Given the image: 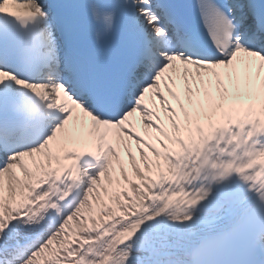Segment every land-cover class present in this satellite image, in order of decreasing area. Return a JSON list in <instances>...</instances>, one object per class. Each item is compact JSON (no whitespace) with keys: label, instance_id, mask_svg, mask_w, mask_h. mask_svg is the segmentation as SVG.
<instances>
[{"label":"snow or ice","instance_id":"6c2138e0","mask_svg":"<svg viewBox=\"0 0 264 264\" xmlns=\"http://www.w3.org/2000/svg\"><path fill=\"white\" fill-rule=\"evenodd\" d=\"M0 264H264V0H0Z\"/></svg>","mask_w":264,"mask_h":264},{"label":"bare ground","instance_id":"6f19581e","mask_svg":"<svg viewBox=\"0 0 264 264\" xmlns=\"http://www.w3.org/2000/svg\"><path fill=\"white\" fill-rule=\"evenodd\" d=\"M12 10H15L14 6H13ZM172 75H173L174 79L176 80V86H175L176 90L183 97L184 93H183V79H182V76L178 72L177 73H173ZM162 84H163V81H162ZM148 100H150V96L146 97V101H148ZM174 103H175V101H174ZM73 115L74 116L80 115L81 118L83 120H85V121H88L90 119V118H87L86 115H83L78 108L74 109ZM161 116L164 119L165 126L169 127V129H170V124L167 121V118L164 117V114L162 112H161ZM130 120L134 121L137 129L140 130L141 133L143 134V132H144L143 124L141 123V121L139 119V115L138 114H134L133 117H130ZM75 123L78 124L79 122L77 121ZM71 126H72V124L70 123V127ZM108 135L110 136V138H112L113 135H114V130L110 131ZM166 142L168 143L170 148L174 146V144L171 141H166ZM157 145L162 148V146L159 145L158 142H157ZM132 147H133V150L137 154V159L139 160V151H138V149H136V145H135L134 141L132 142ZM119 148H120V151H121V159H123L124 162H125L126 170L129 172L130 176H134V170L131 167V163H130L129 158L127 156L126 149L124 148V146L122 144L119 145ZM162 150H163V148H162ZM149 155L153 159V161H155L156 158L154 157V155L151 152L149 153ZM38 159H45V158L38 156ZM69 160H71V159H62L61 163L65 164V162H67ZM155 171H156V168H155V164H154L153 172H155ZM17 172L21 176V178H23L22 171L20 169H17ZM111 176H112V182L111 183H109V180H108L107 176L105 177V180H104L105 186H107L110 189V191L114 190L116 188L122 187L124 185L123 173H122V171H121V169L119 167V164H117L115 162H114L113 167L111 169ZM90 201H91V209L90 210L86 209V212H85V215L88 216V218H89V220H88L89 223H91V217L92 216H96L97 219H100V217L103 215V218L105 220H108L110 218L108 213H106V212L105 213H101V209L103 207H105V206L113 207L115 213L117 214V216L125 214V211H126L124 209H121L116 204V202L111 199L109 194L105 193L103 186L99 188V194L98 195L94 193L93 195L90 196ZM219 209H221V208L219 207ZM222 210H224V209H222ZM210 211L211 210H209V208H207V209L203 210L200 213V215H204V213H210ZM207 230L208 229L202 230L199 226H196L194 231L197 233V236L193 237L191 235H186L184 242L187 243L188 241H191L193 239H197L199 234H201L202 232L207 231Z\"/></svg>","mask_w":264,"mask_h":264},{"label":"rangeland","instance_id":"374dc122","mask_svg":"<svg viewBox=\"0 0 264 264\" xmlns=\"http://www.w3.org/2000/svg\"><path fill=\"white\" fill-rule=\"evenodd\" d=\"M56 245H55V243H54V245H53V247H55Z\"/></svg>","mask_w":264,"mask_h":264}]
</instances>
